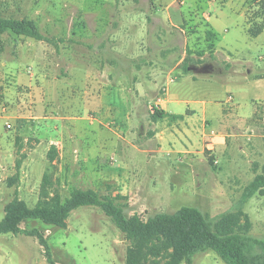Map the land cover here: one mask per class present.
I'll list each match as a JSON object with an SVG mask.
<instances>
[{"label": "rangeland", "instance_id": "1", "mask_svg": "<svg viewBox=\"0 0 264 264\" xmlns=\"http://www.w3.org/2000/svg\"><path fill=\"white\" fill-rule=\"evenodd\" d=\"M175 2L172 10L187 14L184 34L158 19L123 25L121 11H149L150 0H0V16L31 21L47 38L0 33V219L15 197L35 206L47 173L48 189L62 200L75 188L121 195L125 214L143 219L192 206L213 222L241 209L249 234L264 240V187L243 194L264 173V31H246L256 7L251 0ZM206 26L214 36L203 33ZM179 60L178 79L162 84L180 99L175 111L189 114L185 101L204 100L208 113L217 109L204 124V143L216 134L224 142L174 159L155 151L157 98L134 91V65L148 72ZM203 61H214L211 74L193 81L182 71ZM20 226L42 234L56 264H125L130 241L98 206L72 210L65 227L36 219ZM0 264L48 262L36 236L0 233ZM180 264L226 263L208 249Z\"/></svg>", "mask_w": 264, "mask_h": 264}, {"label": "trees", "instance_id": "2", "mask_svg": "<svg viewBox=\"0 0 264 264\" xmlns=\"http://www.w3.org/2000/svg\"><path fill=\"white\" fill-rule=\"evenodd\" d=\"M220 1L223 3L225 0ZM251 2L256 8L246 17V31L255 37L264 31V0ZM5 31L47 40L33 22L26 19L0 16V33ZM206 35L212 34L207 31ZM185 65L183 71L187 72ZM151 112V120L154 122L166 115L159 108H153ZM209 162L212 163L211 158ZM50 184L48 174L45 173L37 204L30 207L15 197L5 205L4 215L0 219V233L36 236L44 247L48 264L56 263L51 258L42 234L35 228H22L20 224L25 220L36 219L48 225L65 227L70 212L84 205L100 207L130 241L125 253V264L189 263L196 253L208 249L214 251L226 264H264V240L249 234L251 222L241 209L225 212L213 222L192 206H182L171 213L157 212L143 219L137 214H125L121 202L125 196L101 197L91 189L75 188L69 197L62 200L56 190L48 189ZM263 187L264 173H260L244 190V197H250L255 192L262 193Z\"/></svg>", "mask_w": 264, "mask_h": 264}, {"label": "crops", "instance_id": "3", "mask_svg": "<svg viewBox=\"0 0 264 264\" xmlns=\"http://www.w3.org/2000/svg\"><path fill=\"white\" fill-rule=\"evenodd\" d=\"M150 3L152 4V8L149 11H137V10H123L120 13V18L124 19V24L127 25L129 21L132 19H139L142 20H148V19H158L160 22H162L164 25L168 24L170 26H173L177 28L179 31H181L183 34L186 32V20L185 16H187L186 11L181 10H172V7L174 4H176L175 0L171 1H164V0H150ZM200 7V6H199ZM198 7V9H199ZM197 9V10H198ZM193 10L190 9L189 12L192 14L190 17L193 19L192 23H196L199 20L198 17V11L192 12ZM205 18V24L209 26L208 19L206 16ZM126 20V22H125ZM200 26V25H199ZM205 27L203 30V33L206 34L207 31L211 32L213 35V32ZM200 30L201 27H200ZM121 33V32H120ZM119 33V34H120ZM122 34V33H121ZM191 34V33H190ZM195 33L191 34L194 35ZM214 36V35H213ZM141 38V34H140ZM188 38H185L187 40ZM185 42V41H184ZM124 43V42H123ZM214 46V44H213ZM130 49L129 45L127 46V43L122 44V50ZM130 57V56H129ZM128 59V58H126ZM179 62L175 63L174 65L169 66L168 64H164L162 68H151L148 72H146L145 67L142 65L141 67L138 66L139 63L134 65L135 67V75H138V80L134 83V91L138 90V96L140 98L144 97L147 98L149 95L152 96V98H157L156 101H154V104L157 105V107L165 112V116L163 118L157 119L155 122H153V139L157 142V149L155 151H160L164 149L168 155H174V159H178V156L182 155H188L191 152H194L197 150V152L203 153V150L205 149H214L215 144L218 145L224 142V135L222 134H216L212 136L211 140L214 141V143L206 144L204 143L205 136H210V134H207L205 132V122L209 120L210 115L217 113L216 108H212L211 111L207 110L206 102L204 100L199 99H188L185 101L189 106L187 109V112L189 114H182L179 111H175L176 103H180V99H178V95L176 93L170 92V87L164 88L162 84H170L174 81H176L178 78V75H174V71L178 68H180ZM207 62H197L195 65H202L206 64ZM209 63L214 64V61H209ZM214 67H211L207 72L204 73H192L188 72L191 76V79L195 81L194 75H208L211 74ZM183 71V69H182ZM188 79V78H187ZM182 82H184V78H181ZM160 84V85H159ZM162 86L163 92H160L157 90L159 87ZM131 91V88L129 89ZM153 92H157V94ZM160 93V95H159ZM174 95V97L170 98V95ZM164 96V97H163ZM196 109H198L200 112V116H195L190 114V112H194ZM213 133V131H212ZM235 135V134H233ZM221 137H223L221 139ZM184 140H187V143L184 142ZM169 144L170 148L165 149V145ZM147 151V150H145ZM150 150L149 152H151ZM152 153V152H151Z\"/></svg>", "mask_w": 264, "mask_h": 264}, {"label": "water", "instance_id": "4", "mask_svg": "<svg viewBox=\"0 0 264 264\" xmlns=\"http://www.w3.org/2000/svg\"><path fill=\"white\" fill-rule=\"evenodd\" d=\"M209 69H211V65H209V62L202 65L189 64V67L186 68L188 72L192 73H204L207 72Z\"/></svg>", "mask_w": 264, "mask_h": 264}, {"label": "built area", "instance_id": "5", "mask_svg": "<svg viewBox=\"0 0 264 264\" xmlns=\"http://www.w3.org/2000/svg\"><path fill=\"white\" fill-rule=\"evenodd\" d=\"M164 90H165V89H164ZM232 99H233V97H232L231 95H229V96L227 97L226 101H232ZM8 126H9V124H8Z\"/></svg>", "mask_w": 264, "mask_h": 264}, {"label": "flooded vegetation", "instance_id": "6", "mask_svg": "<svg viewBox=\"0 0 264 264\" xmlns=\"http://www.w3.org/2000/svg\"><path fill=\"white\" fill-rule=\"evenodd\" d=\"M209 65H211V67H214V66H215V63H214V64H212V63H209Z\"/></svg>", "mask_w": 264, "mask_h": 264}]
</instances>
